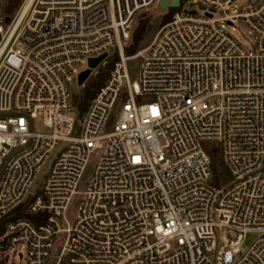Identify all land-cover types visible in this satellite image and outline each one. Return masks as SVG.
<instances>
[{
    "label": "built area",
    "instance_id": "1",
    "mask_svg": "<svg viewBox=\"0 0 264 264\" xmlns=\"http://www.w3.org/2000/svg\"><path fill=\"white\" fill-rule=\"evenodd\" d=\"M159 2L21 0L8 13L0 0V249L21 246L26 264H264V0H198L128 55L134 20ZM236 22L250 47L227 30ZM86 64L82 88L107 75L74 106Z\"/></svg>",
    "mask_w": 264,
    "mask_h": 264
},
{
    "label": "rangeland",
    "instance_id": "2",
    "mask_svg": "<svg viewBox=\"0 0 264 264\" xmlns=\"http://www.w3.org/2000/svg\"><path fill=\"white\" fill-rule=\"evenodd\" d=\"M198 0H184L181 2L180 7L176 8V11L180 9L184 10H193L196 12H200L199 6H198ZM247 2V0H235L234 2V9H240L244 6V4ZM16 8H14L15 10ZM13 10V11H14ZM171 16L170 9L163 10L158 7L151 8L149 11L140 13L136 19L133 22L132 25V37L131 41L128 45V48L132 46L133 44V36L135 32L139 29L140 25L145 24L144 30L140 36L139 42L137 43L135 47V51L145 46L148 41L151 39L153 33L157 29L158 25L161 23L166 22L165 18L167 16ZM229 33L235 37L239 42L244 44L246 47H250L253 35L250 33L249 29L242 23V22H236L233 25H229L226 27ZM115 50H111L109 52V57H112L116 60ZM139 60H129L127 61V68L130 75V82L131 83H137L138 82V68H139ZM88 65H82L79 67V70H85L87 69ZM110 66H107L105 69L109 68ZM102 72V71H100ZM101 77V74H99L97 77H91L90 80L86 83V88H82L79 86L77 82V78H73L72 82L69 84V91L71 94V102L74 106H79L83 100V96L89 97L91 95V88L93 87V84ZM126 97V95H125ZM125 97H121L116 106L115 111H118L122 102L124 101ZM75 117L76 114L72 113ZM35 128L41 129V123L40 120L37 119L35 121ZM218 157L220 158V154L218 153ZM95 161L96 156L93 155V157L90 159L89 164L87 165L84 174L81 178V182L78 186L79 191H83L86 187V184L88 183L90 176L94 170L95 167ZM49 163L42 168L41 172L36 176L34 180V186H39L42 184L44 177L46 173L49 170ZM79 198L75 197L73 199V202L69 208V214L68 217L71 219L74 216V213L76 211L77 205H78ZM63 234H59L55 237L54 247L52 250V255L58 256L60 247L63 242ZM258 238V235L256 233H248L245 236L244 239V251H246ZM22 248L21 246H8L7 248L0 249V264H26V261L24 259H20L18 256V253L21 252ZM55 257V258H56ZM54 259L50 261L48 264H54Z\"/></svg>",
    "mask_w": 264,
    "mask_h": 264
},
{
    "label": "trees",
    "instance_id": "3",
    "mask_svg": "<svg viewBox=\"0 0 264 264\" xmlns=\"http://www.w3.org/2000/svg\"><path fill=\"white\" fill-rule=\"evenodd\" d=\"M8 2L9 4L7 7V11L8 13H12L14 8H16L20 4L21 0H8ZM175 11L176 9H170L171 15ZM170 17H171L170 15L167 16L165 20L166 21L169 20ZM144 27H145V24L140 25L139 29L135 32L133 36L132 46H130L129 48L128 47L126 48V53L128 55H132L135 52V47L137 43L139 42V39L144 30ZM106 75H107V72L103 73L101 77L98 79V81L93 84L92 88H97L105 80ZM210 155H211V169L213 173L214 182L216 184H219V183H222L223 181L228 180V173H227L226 167L224 166L221 159H219L217 150H211ZM3 224H4V221H1L0 222V235L2 234Z\"/></svg>",
    "mask_w": 264,
    "mask_h": 264
},
{
    "label": "water",
    "instance_id": "4",
    "mask_svg": "<svg viewBox=\"0 0 264 264\" xmlns=\"http://www.w3.org/2000/svg\"><path fill=\"white\" fill-rule=\"evenodd\" d=\"M180 1L181 0H160L159 6L163 10L176 9L180 6ZM6 21L7 22L9 21V17L6 18ZM104 57H105V54H103V55H101L95 59H90L89 60V67L90 68L96 67ZM89 73H90V70L88 69L79 75V77H78V84L79 85H81L83 83V81L88 77Z\"/></svg>",
    "mask_w": 264,
    "mask_h": 264
}]
</instances>
